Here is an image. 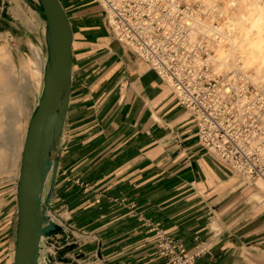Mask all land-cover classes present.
Here are the masks:
<instances>
[{
  "label": "crops",
  "instance_id": "obj_1",
  "mask_svg": "<svg viewBox=\"0 0 264 264\" xmlns=\"http://www.w3.org/2000/svg\"><path fill=\"white\" fill-rule=\"evenodd\" d=\"M60 1L74 33L72 93L50 216L90 237L91 264H168L156 229L193 264H264L257 192L202 148L190 113L93 0ZM5 6L24 44L45 40L24 0H0L2 39ZM17 210L16 188L0 191V264L14 261Z\"/></svg>",
  "mask_w": 264,
  "mask_h": 264
},
{
  "label": "built area",
  "instance_id": "obj_2",
  "mask_svg": "<svg viewBox=\"0 0 264 264\" xmlns=\"http://www.w3.org/2000/svg\"><path fill=\"white\" fill-rule=\"evenodd\" d=\"M93 1L116 41L144 60L190 113L202 148L261 192L257 183L264 184V111H235L230 103L226 105L238 89L226 88L229 84L220 87L232 78L235 82L237 76L231 72L217 82L221 73L211 62L212 47L196 25L203 20L202 4L195 0ZM158 250L170 264H193L185 248L166 235L159 238Z\"/></svg>",
  "mask_w": 264,
  "mask_h": 264
},
{
  "label": "water",
  "instance_id": "obj_3",
  "mask_svg": "<svg viewBox=\"0 0 264 264\" xmlns=\"http://www.w3.org/2000/svg\"><path fill=\"white\" fill-rule=\"evenodd\" d=\"M24 1L46 23L48 54L42 95L22 150L13 264H41L42 241L63 229L49 213L72 93L74 33L60 0ZM50 178L52 186L47 193Z\"/></svg>",
  "mask_w": 264,
  "mask_h": 264
},
{
  "label": "rangeland",
  "instance_id": "obj_4",
  "mask_svg": "<svg viewBox=\"0 0 264 264\" xmlns=\"http://www.w3.org/2000/svg\"><path fill=\"white\" fill-rule=\"evenodd\" d=\"M31 1L38 4V0ZM193 6H195V4H193ZM6 7L7 6H5L4 14L2 15L3 21L1 22V32L7 33L8 38L6 41L0 37V48L5 47L6 52L8 53V60L5 62L3 61L2 66H0V71L3 70L4 72L0 74V95H7L4 79L8 78L14 86L12 94L15 96V101L12 111L9 113V115L11 114V123H7V113H4V110L0 109V153L5 152L6 154V160H0V164H3V170L0 172V191L2 192L4 190L12 191L15 190V188L17 190L23 144L27 136L30 121L36 111L37 103L43 90V77L41 78L39 71L41 69L42 73L44 72V64L48 54L46 42L42 37H40L41 44H30V48L24 44V41L19 34L20 32H18L17 25L11 21L9 16L5 15L7 11ZM197 9L198 8H196V10ZM201 18L203 20L207 19L203 13ZM225 21V18L219 19V21L214 22V26L221 28ZM108 29L110 28L108 27ZM19 46L22 47V53L16 52V47ZM36 53L39 54V58L36 56ZM209 54L210 56H214V49H209ZM238 64L240 65V63ZM213 66L216 73H221L217 80L218 83L223 81L228 73L235 71L232 68L230 71L226 70L225 72H221L216 69L215 65ZM236 72L238 74H235L237 76L235 82L232 78L231 82L229 81L228 83L227 81H224L223 85L221 84L222 86L220 87L223 88V86L229 84L226 88L235 85L236 89H238L231 93V97L226 101V105L230 103L235 111H264V89H260V84H255L249 79L252 72L250 71L248 75L241 71ZM6 75L7 77H4ZM7 124H11L12 132L10 131V136L13 138L15 137L16 141L14 143L13 141L11 142V140L8 143L3 140ZM62 149L64 148L62 147ZM257 186L261 192L257 191L256 188H252L256 192H259V196L264 197V184L258 182ZM55 221L59 223L63 229L61 233L54 235L52 239L43 240L41 245V264L94 263L95 257L93 256L92 259L88 260L89 256H87L86 251V245L90 244V237L86 233H82L79 229L71 227L68 220L66 222L57 217V220ZM156 230L157 242L155 248L159 257L164 258L158 250V242L161 235L166 234L161 233L158 229ZM168 264H170L169 260Z\"/></svg>",
  "mask_w": 264,
  "mask_h": 264
},
{
  "label": "bare ground",
  "instance_id": "obj_5",
  "mask_svg": "<svg viewBox=\"0 0 264 264\" xmlns=\"http://www.w3.org/2000/svg\"><path fill=\"white\" fill-rule=\"evenodd\" d=\"M195 1L204 6L203 14L207 19L198 20L196 25L215 51V55L210 59L217 70L225 72L233 68L235 70L232 71L233 74L241 71L246 75L251 71L249 79L255 84H260V89H264V0ZM222 18L226 21L221 28L215 27L214 22ZM36 56L39 58V54L36 53ZM7 60L8 53L5 47H2L0 66ZM2 73L3 70L0 71V74ZM39 75L43 77L41 69ZM4 84L7 95H0V109L7 113V123H11L9 113L14 107L15 96L12 94L14 86L8 78L4 79ZM10 131L12 132L11 124H7L3 140L7 143L11 140L14 143L16 139L10 136ZM0 160H6L5 152L0 153ZM2 165L1 163L0 172L3 170ZM258 193L254 196L255 199L264 204V197L259 196Z\"/></svg>",
  "mask_w": 264,
  "mask_h": 264
}]
</instances>
